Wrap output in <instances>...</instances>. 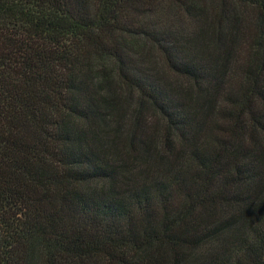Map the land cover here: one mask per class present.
I'll return each instance as SVG.
<instances>
[{
	"label": "trees",
	"instance_id": "16d2710c",
	"mask_svg": "<svg viewBox=\"0 0 264 264\" xmlns=\"http://www.w3.org/2000/svg\"><path fill=\"white\" fill-rule=\"evenodd\" d=\"M0 264H264V0H0Z\"/></svg>",
	"mask_w": 264,
	"mask_h": 264
}]
</instances>
